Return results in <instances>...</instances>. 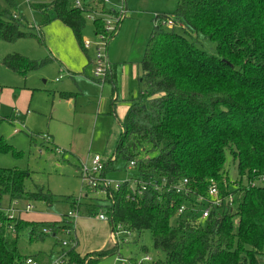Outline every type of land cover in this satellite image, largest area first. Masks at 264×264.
Instances as JSON below:
<instances>
[{
    "label": "trees",
    "instance_id": "1",
    "mask_svg": "<svg viewBox=\"0 0 264 264\" xmlns=\"http://www.w3.org/2000/svg\"><path fill=\"white\" fill-rule=\"evenodd\" d=\"M6 1L7 7L0 6V43L35 38L45 45L43 29L59 20L87 51L82 31L92 10L75 9L72 0L34 4L42 16L35 27L18 12L14 0ZM88 5L107 9L104 0H88ZM168 20L180 31L165 26ZM92 23L95 36L105 33L102 18ZM202 41L214 43L216 55L201 48ZM50 62L19 53L3 59L8 69L21 74ZM140 65L139 96L130 100L123 119H118L112 102L121 135L101 173L106 178L119 162L126 170L134 162L127 171L137 182L136 192L130 181L117 190L102 182L95 187L84 183L82 194L70 198L69 210L79 216L104 214L112 230L128 231L130 237L150 231L154 248L165 253L158 264H264V185H249L264 177V0H177L173 13L156 14ZM113 71L110 68L104 82L113 80ZM4 120L1 116L0 124ZM30 138L35 140L34 135ZM6 144L0 140V151L12 148ZM227 154L236 165L237 180L231 181L225 168ZM29 177L25 170L0 167V204L6 199L52 206L56 195L42 187L28 190ZM184 179L189 192L172 189ZM211 179L218 183L221 197L232 195L234 204L214 208L203 220L202 212L191 206L196 205L195 196L208 197ZM141 183L146 190L138 194ZM95 192H104V198L95 197ZM184 204L187 211L178 216ZM70 229L67 213L59 221L41 222L22 215L10 220L0 211V264H15L28 256L49 264L59 253L66 254L68 264H95L118 253L124 243L93 256L76 247L64 250L59 242L58 250L21 252L25 237L29 243L41 242Z\"/></svg>",
    "mask_w": 264,
    "mask_h": 264
},
{
    "label": "rangeland",
    "instance_id": "2",
    "mask_svg": "<svg viewBox=\"0 0 264 264\" xmlns=\"http://www.w3.org/2000/svg\"><path fill=\"white\" fill-rule=\"evenodd\" d=\"M14 1L18 12L35 27L39 26L42 16L32 5L51 2ZM7 3L0 0L3 8L8 6ZM108 6L119 12L125 10L118 33L108 44L111 69L116 65L113 80L104 82L103 77L96 76L94 47L88 51V58L73 31L59 20L51 21L43 29L45 45L35 38L0 43V117L5 119L0 124V140L12 147L8 152L0 151V167L29 172L30 177L26 179L28 190L42 187L57 198L52 206L33 202L35 209L30 213H25L24 203L15 206L23 211L22 217L26 219L59 221L70 209V198L82 194V165H86L95 155L105 161L113 155L121 127L112 114V102L117 100V115L123 119L130 100L139 96L140 62L155 24V16L173 13L177 0H110ZM172 28L180 31L179 27ZM82 36L83 39L96 41L92 21L87 19ZM200 47L210 54L217 53L216 45L212 42L202 41ZM13 53L30 60L47 59L51 62L21 74L3 64L4 57ZM61 93H67L72 98H63ZM30 135H34L35 140H31ZM43 135L49 137L43 139ZM124 167L121 161L116 171L107 174L106 180L112 186L132 177ZM225 168L231 181L238 179L230 154H227ZM93 195L103 199L105 194L95 192ZM6 202L4 199L0 206H7ZM77 221L78 226L71 233L60 231L55 236L49 235L44 241L34 243H29L25 237L20 244L21 252H50L53 248L57 250L56 244L59 242L61 245L63 240L70 242L67 250L76 247L90 256L114 248L107 221H101L98 216H79ZM147 255L151 260H144ZM164 258L165 253L154 248L151 232L145 231L140 238L129 237L121 244L118 253L102 258L95 264H158Z\"/></svg>",
    "mask_w": 264,
    "mask_h": 264
},
{
    "label": "built area",
    "instance_id": "3",
    "mask_svg": "<svg viewBox=\"0 0 264 264\" xmlns=\"http://www.w3.org/2000/svg\"><path fill=\"white\" fill-rule=\"evenodd\" d=\"M104 2L107 4L106 12L101 11V9L100 10L91 9L90 5H88V0H72L73 8L79 9L81 11L87 10V8L89 10H92L87 12L86 18L88 20L94 22L96 19L102 18L105 27V33L97 34L96 41H92L91 39H85L84 47L86 49H92L94 47L95 58L93 64L95 66L96 76L98 78L103 77L105 79L111 68L110 62L108 61V44L110 42V38L112 34L117 32L118 25L124 19L125 10L122 12L116 11L108 6L110 0H104ZM164 25L170 28L175 26L173 20H168L167 22L164 23ZM15 132L18 131L15 130ZM43 138L47 139L48 136L43 135ZM58 152L60 151L58 150ZM105 163H106L105 160H103L101 156L99 155L93 156L91 161H89L86 165H82L81 167L80 173L83 178V181L85 184L91 185L93 187L97 186L98 182H102L106 187H111L117 190L120 188L123 182H117L114 186H112L110 181L106 180V178L101 177V173L105 168ZM133 167H134V162H131L127 167V170L130 171L132 170ZM128 181L131 182L132 190L136 192L135 185L137 182L131 180V178ZM188 184H189L188 179H184L183 181H180L178 184H176L172 189L176 190L177 192H183V191L189 192V189L187 188ZM258 184L264 185V177H260L256 181L249 182V185L251 187H255ZM145 190H146V185L141 183V187L139 188L137 193L142 194V192ZM207 193H208V197H204L200 195L195 196L194 202L196 203V205L191 206V210L193 211L200 210L202 212L201 218L203 220L211 215V212L214 208H221L234 204V197L232 195H229L228 197L225 198L221 197V192L218 183L213 179L209 181ZM130 198L134 200V197L130 196ZM202 202H204V205H199ZM20 203L21 202L15 200L9 203L7 206L1 207L0 211L4 212L5 216H7L10 220H13L21 216L23 213L21 209L15 207L18 206ZM23 208L25 213H30L35 209L33 204H26L23 206ZM186 211H187V205L184 204L179 208L177 215L181 216ZM67 217L71 220L72 229L66 232L71 233L72 230L77 227V222H78L77 220L79 218V214L77 213L76 210H69L67 213ZM98 218L103 221H108V218L104 214H100ZM44 232L49 233L50 231L44 229ZM111 235L114 244L118 245L121 242H126L128 238L131 236V233L128 231H123L121 229H118L117 231L112 230ZM61 245L62 248L66 250L69 248L70 242L67 240H63ZM144 260L146 261L151 260V257L147 255ZM15 264H43V263L33 258L32 256H28L20 261H17ZM49 264H68L66 260V254L65 253L57 254Z\"/></svg>",
    "mask_w": 264,
    "mask_h": 264
},
{
    "label": "crops",
    "instance_id": "4",
    "mask_svg": "<svg viewBox=\"0 0 264 264\" xmlns=\"http://www.w3.org/2000/svg\"><path fill=\"white\" fill-rule=\"evenodd\" d=\"M84 40H85V38H84ZM89 50H91V49H87V56H88V51ZM88 58H89V56H88ZM90 60V59H89ZM110 65H111V63H110ZM112 66V65H111ZM114 67V71L112 72L113 73V78H115L116 77V65H113ZM140 80H141V76L139 77V82H140ZM56 81H58V79H56ZM115 100V99H114ZM115 101H117V100H115ZM116 107H117V104H116ZM115 107V110H116V114H117V108ZM128 108H129V106H128ZM128 110V109H127ZM126 110V111H127ZM16 112H14L13 114H12V116H14V114H15ZM118 116V115H117ZM117 119V118H116ZM118 119H122V118H119V116H118ZM17 121V120H16ZM48 137H49V135H47ZM44 139V138H43ZM7 203V205L9 204L8 202H6ZM4 206V205H3ZM101 221H103V220H101ZM108 223H109V229H110V239H111V241H112V243H114L113 242V240H112V235H111V233H112V227H111V224H110V222L109 221H107ZM78 226V225H77ZM107 244V243H106ZM106 246V245H105ZM58 250V249H57Z\"/></svg>",
    "mask_w": 264,
    "mask_h": 264
}]
</instances>
